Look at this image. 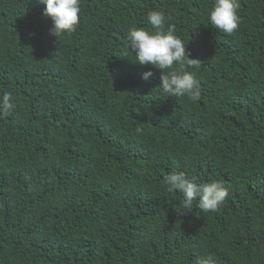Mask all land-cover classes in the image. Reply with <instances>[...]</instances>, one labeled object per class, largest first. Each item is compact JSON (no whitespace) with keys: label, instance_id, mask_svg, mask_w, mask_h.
<instances>
[{"label":"trees","instance_id":"1","mask_svg":"<svg viewBox=\"0 0 264 264\" xmlns=\"http://www.w3.org/2000/svg\"><path fill=\"white\" fill-rule=\"evenodd\" d=\"M213 4L81 0L57 39L45 5L0 0V264H264V0H239L232 34ZM153 10L197 60L199 101L135 63L127 32L155 31ZM179 172L221 182L219 210L184 208Z\"/></svg>","mask_w":264,"mask_h":264},{"label":"clouds","instance_id":"2","mask_svg":"<svg viewBox=\"0 0 264 264\" xmlns=\"http://www.w3.org/2000/svg\"><path fill=\"white\" fill-rule=\"evenodd\" d=\"M45 5L43 15L53 22L50 34L57 39L64 34H72L80 23L81 0H36ZM239 0H214L209 20L215 29L232 34L238 29ZM147 21L155 31L132 26L127 32V47L135 54V63L152 65L161 70L159 85L167 96L187 97L196 102L201 98L200 82L185 70V66H195L196 59L190 58L185 42L175 34V25L166 24L162 11H150ZM176 68L173 70V66ZM154 73L147 71L142 79L149 80ZM12 94L4 92L0 96V117L7 116L14 108ZM167 191L182 194L183 207L192 209L195 202L200 212H215L228 196V189L219 181L198 184L195 177L188 178L185 173H172L165 178ZM196 264H214L211 256L199 258Z\"/></svg>","mask_w":264,"mask_h":264}]
</instances>
